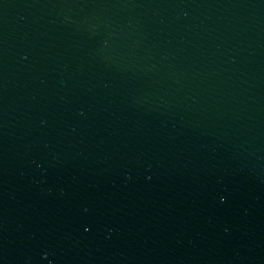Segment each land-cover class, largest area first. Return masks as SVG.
Wrapping results in <instances>:
<instances>
[{
	"label": "water",
	"instance_id": "1",
	"mask_svg": "<svg viewBox=\"0 0 264 264\" xmlns=\"http://www.w3.org/2000/svg\"><path fill=\"white\" fill-rule=\"evenodd\" d=\"M0 264H264V0H0Z\"/></svg>",
	"mask_w": 264,
	"mask_h": 264
}]
</instances>
